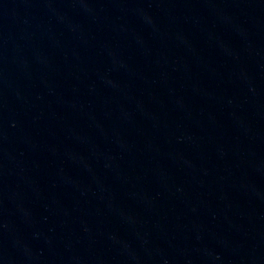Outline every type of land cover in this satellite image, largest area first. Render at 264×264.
Instances as JSON below:
<instances>
[{"label":"water","instance_id":"obj_1","mask_svg":"<svg viewBox=\"0 0 264 264\" xmlns=\"http://www.w3.org/2000/svg\"><path fill=\"white\" fill-rule=\"evenodd\" d=\"M0 237L264 264V0H0Z\"/></svg>","mask_w":264,"mask_h":264}]
</instances>
